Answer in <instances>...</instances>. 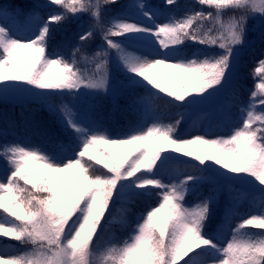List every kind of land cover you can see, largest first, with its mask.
<instances>
[{"label":"snow or ice","instance_id":"1","mask_svg":"<svg viewBox=\"0 0 264 264\" xmlns=\"http://www.w3.org/2000/svg\"><path fill=\"white\" fill-rule=\"evenodd\" d=\"M118 2L0 3V97L59 125L47 150L0 144V237L19 245L0 243V264H264V58L240 92L253 40L264 57V0H194L179 17V0ZM85 99L136 119L109 131ZM242 189L255 211H239Z\"/></svg>","mask_w":264,"mask_h":264},{"label":"rangeland","instance_id":"2","mask_svg":"<svg viewBox=\"0 0 264 264\" xmlns=\"http://www.w3.org/2000/svg\"><path fill=\"white\" fill-rule=\"evenodd\" d=\"M121 1L122 0H119V2H121ZM148 2L149 3H160L161 0H148ZM193 2H194V0H179V3L181 4L182 9H181V11H178L176 13L177 17L183 15V6L184 5H187V4L190 5ZM21 19H23V18H21ZM225 19H227V15L225 16ZM84 24L87 27V25H88L87 19H85ZM257 39L253 40L252 43L254 41H256ZM98 42H99V38H97V40L95 42H93L92 49H91L92 51L95 50L96 43H98ZM189 43H191V42H189ZM197 47H203V46L198 45ZM92 68H94V65H92V66L81 65L82 70H87L89 72L92 70ZM159 71L165 72L167 70L159 69ZM112 77H113L114 82H116V83L121 82L119 80V77H118V74H117V71L115 70V68L112 69ZM259 79H260L259 76H254V73H253L254 85L256 82L259 81ZM248 98L244 102H247ZM0 100H4L7 102H20L11 95H9L6 99L3 97H0ZM24 103H28V104L32 105V107H30V109L32 111L30 112V115H28V117H26L25 122L27 125L30 124L31 126H29L28 128L30 130L34 129V131H32L31 133H27V134L9 133L8 136L5 135V136H2L0 138V144L6 143V142L18 141V142H26V143H28L29 146H39V147L45 148L46 150L49 149L52 141L55 140L57 135H58L59 125L57 124L55 117L51 116L45 108H41L40 105L37 103L31 102V101L24 102ZM93 105H95V107H93ZM77 108L80 112L85 113V114H88L90 112H94L103 120L105 128H107L109 131L115 130V125H114L115 119L114 118L116 116V113L120 109V107L113 110L111 104L108 103L107 101H103V100L92 101L91 99H85V100H82L77 105ZM231 111L234 115H236V116L239 115L238 106H234L231 109ZM55 129H56V131L54 132ZM187 130H190L189 124L183 123L180 126V128L178 129V132L183 134ZM5 137H7L6 140H5ZM109 150L112 151V149H109ZM93 155H95V154L93 153ZM183 158L184 159H190V158H186V157H183ZM192 162L195 163V161H192ZM3 167H4V162L2 160H0V178H3ZM97 168H99L100 171H104L102 166L97 165ZM236 187L238 189H241V186H239V185H237ZM242 190L245 192V196H244V199H242L240 202L239 211L245 212V213L248 211H255L254 208L250 209V205L254 199V195L258 196V194L248 193L246 191V189H242ZM156 191H158V190H155V189L153 190L154 193ZM189 199L191 200L192 198L189 197ZM248 230L251 232L262 231L260 229H252V228H249ZM0 243L7 244V245L17 244V242L10 241L4 237H0ZM17 246H19V245L17 244Z\"/></svg>","mask_w":264,"mask_h":264},{"label":"trees","instance_id":"3","mask_svg":"<svg viewBox=\"0 0 264 264\" xmlns=\"http://www.w3.org/2000/svg\"><path fill=\"white\" fill-rule=\"evenodd\" d=\"M13 2H19V0H0V3L3 4H9ZM128 2L129 0H122L118 3V5H116V7H119V5ZM253 44L255 45L253 49L255 53L254 58L252 56H246L244 67L242 68L243 75L240 80V92L243 101H245L249 97L251 90H254L253 73L255 67L257 66L256 61H258V59L260 58H264L260 56V45L258 39L254 41ZM30 107H32V105L28 103L22 104L21 102H7L4 100H0V138L5 135L8 136L9 133L27 134L34 131V129L30 130L28 127L31 125H27L25 122L26 117H28V115H30V112L32 111ZM114 119L115 130H126L129 120H135L136 118L132 114L124 111L122 107H120ZM175 119L176 117L173 113L166 112L164 114L163 122L171 123ZM55 131L56 129L54 130V132ZM157 202L158 197H155V195L151 199L145 198L139 200L134 206V211L139 213L142 210H146V205L150 204L151 206H155Z\"/></svg>","mask_w":264,"mask_h":264}]
</instances>
